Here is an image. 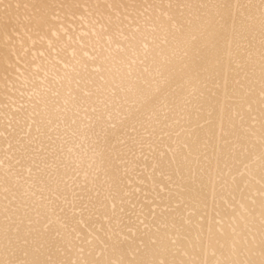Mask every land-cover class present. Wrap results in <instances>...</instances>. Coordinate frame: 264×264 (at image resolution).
I'll return each instance as SVG.
<instances>
[{
    "label": "bare ground",
    "instance_id": "6f19581e",
    "mask_svg": "<svg viewBox=\"0 0 264 264\" xmlns=\"http://www.w3.org/2000/svg\"><path fill=\"white\" fill-rule=\"evenodd\" d=\"M209 4L244 7H201ZM259 4L260 0H0V16H11L15 23L7 28L0 24V260L31 259L35 255L31 248L39 249L41 259L87 257V249L81 257L60 243L68 229L79 230L76 221L88 220L90 213L95 217L91 207L83 212L74 210V194L75 207H81L79 182L71 179L75 173L68 172L65 178L64 170H59L63 198L54 200L48 193V181L56 177L60 161L43 151L37 154L39 143L29 144L32 137L39 141L47 135L54 139L60 135L66 155L67 147H73L80 180L84 171L91 176L99 163L93 156V138L81 141L66 134L65 128L71 118L77 119L73 128L88 125L85 115H101V123L120 142V168L133 180L130 187H140L141 195L146 189L160 192L161 188L165 189L162 195L171 194L165 201L167 219L160 222V233L176 241L177 259H222L229 254L233 238L244 236L256 253L247 258L258 259ZM241 14L253 17L244 29L239 28ZM37 17L43 23L37 24ZM208 17L227 21L210 41L211 71L157 75V67L167 64L166 58L175 47L172 21L183 25L186 38L198 36L200 24ZM233 17L238 22L236 30L231 26ZM29 120L33 121L29 135L21 136V129L29 131ZM37 122L43 135H37ZM226 139L246 144L255 158L241 155V147L226 153ZM161 159L166 162L163 170L153 169V162ZM233 176L242 192L233 185ZM41 196L53 203L43 206L45 202L38 199ZM104 203L101 213L111 210V203ZM156 203L159 216L164 204ZM117 204L119 207V201ZM66 216L72 218L67 228L59 222ZM150 216L146 213L141 217L143 223L135 225L136 239L125 228L122 235L129 239L124 246L110 249L100 258L113 262L136 258L139 232L156 231ZM49 220L52 223L45 232L43 225ZM30 230L33 243L26 257L16 238H23ZM9 239L14 252L7 251Z\"/></svg>",
    "mask_w": 264,
    "mask_h": 264
},
{
    "label": "snow or ice",
    "instance_id": "6c2138e0",
    "mask_svg": "<svg viewBox=\"0 0 264 264\" xmlns=\"http://www.w3.org/2000/svg\"><path fill=\"white\" fill-rule=\"evenodd\" d=\"M27 7V6H26ZM109 8L112 5H108ZM171 7V5H169ZM184 7V5H180ZM201 7L208 8H234V7H244L243 5H232V4H209L202 5ZM164 16L167 17L168 13L165 12ZM239 21V28H247L253 22V17H243ZM37 24L43 23L41 17H37ZM0 24H3L5 28L9 25L15 26L14 19L11 16L4 15L0 16ZM227 24V21H218L213 17H208L202 21L200 24L199 35H189L184 38L182 32L183 25L178 24L175 20L172 21L173 35L172 40L175 47L172 48L170 56L166 58L167 64H161L156 69L157 75H163L165 72L172 73L180 70L192 71L197 74L201 72H210L212 65V46L210 41L215 37L217 29L223 27ZM238 22L235 17L232 18V28L237 29ZM259 26L261 35V105H260V171H261V190H260V207H261V218H260V242H259V253L258 259L247 258L256 255L249 247V241L247 236L232 240L230 252L224 258H217L212 262L207 260H200L196 256L190 259H177L176 253L179 250L175 240H170L166 234L160 233L161 221L166 220L165 215L168 210L166 200L171 199V194L169 196H164L162 193L165 191L164 188L160 189V192H155L152 190H145L141 195L140 187H130L133 185V180L126 176L125 172L121 171L120 165L122 160L120 158V149L118 148L119 141L113 139V134L108 130V127L101 123L102 116H89L85 115L84 119L89 121L88 125L81 123L79 127L73 128L71 125L77 124L76 118H71L70 123L65 125L67 133H70L73 137H79L83 141L86 137L91 136L93 138V156L98 159V165L92 169L91 176L89 171H84L83 179L80 180V164L77 157L73 153V147H67V155L64 150V140L60 135H57L54 139L51 135L44 136V139L37 141L36 137H32L29 141L31 143H39V148L35 149V152L39 154L43 151L45 155L51 154L54 159L60 161L58 166L57 175L48 181V193L54 200H61L63 198V186L59 179L60 169H63V175L68 178V172H74L75 175L71 177L72 180L79 182L78 191L79 202L81 207H75L76 196L74 194L73 207L77 212L88 211L91 207L92 212L95 213V217L90 213L89 219H80L76 221V227L68 229L60 241L62 245H65L67 250L75 249L76 252L80 254L81 257H85V249H87V257L75 260H56L51 257L46 259L40 258V253L38 248H31L33 243L31 236L32 230L25 233L23 238L17 237L16 239L24 246V255L27 257L29 249L31 252L35 253L31 259H4L0 260V264H264V0H260L259 4ZM237 34H239L237 32ZM43 39V37H41ZM51 47V44H50ZM52 52H57L56 48H51ZM75 54V53H73ZM44 56V53H40ZM84 56H88L87 52L83 53ZM23 58V55L20 57ZM27 63V61H25ZM177 64L179 67H177ZM35 67V65H33ZM56 95V93H53ZM241 101L244 97H240ZM67 103V101H65ZM106 106V105H105ZM58 107V106H57ZM251 109V104L248 105ZM92 111L95 113L96 108ZM35 115V113H30ZM110 118V113H109ZM252 122L255 123V117L252 118ZM19 123V120L17 121ZM33 121H28V132L23 129L20 130L21 136H28L32 128ZM51 124V121H48ZM11 127V124L9 125ZM37 135H43L39 123L37 122ZM53 128H48V132L51 133ZM234 133H229L233 135ZM239 140H243L242 137H237ZM47 140L48 143H45ZM59 141V144L57 143ZM187 146V145H185ZM78 147V145H76ZM225 152L232 153L235 152L237 147L244 149L241 155L247 154L250 158L255 157L249 152L246 144H234L229 140L224 142ZM57 153H59L57 155ZM161 153V157H163ZM75 165V167H74ZM166 166V162L161 159L159 161L153 162V169L159 167L163 170ZM91 168V165H89ZM39 171V169H38ZM101 173L103 175L101 176ZM144 183V181H140ZM227 183V182H225ZM232 183L237 187L239 191L242 189L238 187V181L235 176L232 177ZM247 184V181H244ZM223 187V185H222ZM203 195V193H201ZM125 197L127 199H125ZM38 199L43 200L45 203L43 206H50L53 201L49 200L45 196H41ZM105 201L111 203V210L105 209L102 213L100 209L105 208ZM119 201V207L117 204ZM156 201H160L164 204L161 209L160 215L157 216L156 208L158 207ZM41 207V205H38ZM243 208V205H241ZM127 209V211H126ZM151 213L150 219L156 225L155 232H139V243L140 248L137 249L138 255L136 258L120 260L119 262H113L106 258L101 259L103 254H106L110 249L122 248L126 241L129 239L127 236H123L122 232L127 228L129 233L133 234V239H136V224H142L143 221L141 217L146 213ZM37 222L41 219L40 212H36ZM59 220V218H58ZM72 218L66 216L63 221H59L62 227L67 228L68 224L71 223ZM32 221L29 220V224ZM51 220L43 225L45 232L48 230ZM9 229H5L7 233ZM13 231H16L13 229ZM235 231V230H233ZM75 235H72V233ZM40 233H37L39 237ZM57 236L61 233L57 232ZM211 239V234L209 235ZM12 241L9 239L8 252L16 251L15 248L11 247ZM254 247V245L252 246ZM183 256H187V252L180 253ZM244 256L246 258H240Z\"/></svg>",
    "mask_w": 264,
    "mask_h": 264
}]
</instances>
